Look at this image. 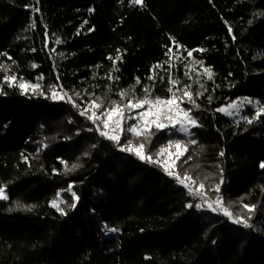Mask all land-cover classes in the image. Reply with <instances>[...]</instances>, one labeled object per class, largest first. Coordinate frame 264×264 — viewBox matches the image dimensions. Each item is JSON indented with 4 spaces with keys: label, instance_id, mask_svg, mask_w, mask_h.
<instances>
[{
    "label": "trees",
    "instance_id": "obj_1",
    "mask_svg": "<svg viewBox=\"0 0 264 264\" xmlns=\"http://www.w3.org/2000/svg\"><path fill=\"white\" fill-rule=\"evenodd\" d=\"M144 5L0 0V66L7 69H0L5 93L0 187L9 197L0 200V264H264V116L247 124L242 117L253 118L251 106L239 121L216 111L245 97L264 105V15H259L264 0H144ZM187 50L203 61L202 70L211 69V80L189 74L181 57ZM117 55L113 70L108 57ZM161 69L169 76L162 77ZM5 75H15L17 83L38 82L48 96L49 86L58 83L57 90L62 86L80 109L90 96L109 106L121 102L118 92L134 90L143 97L145 87L153 97L169 98V77L178 81L177 95L191 85L199 108L182 106L198 118L192 136L153 128L150 141L124 132L121 145L129 138L145 143L146 154L155 159L169 140H195L174 171L181 177L188 172L226 207L235 205L234 215L247 217L243 206H254L252 227L209 209L187 208L194 205L188 190L162 167L121 153L71 103L39 92L22 95L4 83ZM42 145L47 147L41 150ZM65 164L80 166L69 171ZM69 184L79 202L75 209L61 205L67 212L62 216L51 201L58 191L71 201L63 191Z\"/></svg>",
    "mask_w": 264,
    "mask_h": 264
},
{
    "label": "snow or ice",
    "instance_id": "obj_2",
    "mask_svg": "<svg viewBox=\"0 0 264 264\" xmlns=\"http://www.w3.org/2000/svg\"><path fill=\"white\" fill-rule=\"evenodd\" d=\"M36 3L39 4V0H36ZM131 3L134 6H145L144 0H131ZM26 7L31 6L29 5ZM32 11L38 12L39 8L32 7ZM259 15H264V13H259ZM84 23L86 24L87 21H85ZM249 23H251V21H249ZM30 26L35 27V21H33ZM92 30L94 29H89L88 31ZM228 31L231 34L232 29L229 28ZM77 34H79V30L77 31ZM232 39L235 40L236 37L232 36ZM55 43L59 44L60 41L56 40ZM172 43L174 45H177L176 41H173ZM32 51H35V49H32ZM51 51L55 52L56 50L51 49ZM117 51L119 52V50ZM193 51L194 50H187V56L192 57ZM195 51H207V49H197ZM168 52L171 53L172 48H169ZM8 59L11 60L12 58L8 57ZM108 59L113 61V70H118L115 69V64L121 59V57L119 55H117L115 58L109 56ZM193 63L199 64L201 67H203L202 60H194ZM32 67L35 68L37 67V65L32 64ZM155 67L159 68L162 66L156 65ZM169 67H171V65H169ZM0 69L7 71V69L3 66H0ZM203 71L207 74L208 79L211 80L213 75L211 69L204 67ZM185 75H188V73L186 72ZM148 78L154 79V76L150 75ZM189 78L191 79V77ZM38 79L43 80L44 77L40 76ZM108 79H113L111 73L108 74ZM115 79L118 80L119 77H115ZM3 80L8 87H18L22 95H27L29 91H31L33 94L39 92V94L45 96V98H51L53 101H64L67 103H71L73 107L80 109V105L74 102L72 97L69 96L67 92L63 91L62 86L60 87L59 91L57 90L58 83H53L49 86L50 96H48L45 94V92L40 91V84H31L28 82H24L22 78L21 82L17 83V77L15 75H5L3 77ZM58 80L59 77H57V81ZM135 83L137 85L140 84V79L138 77L136 78ZM169 83L171 85L168 89L169 93L171 94L169 98L153 97L149 88L147 87L143 89L145 93L143 97H137L134 94V90L133 94L131 95L126 91H120L117 94L120 97L121 102L117 103L116 101H112L109 106H105L101 101L100 97L97 96L95 98H92L90 96L89 99L84 102L85 106L79 110V115L86 117L93 125H95V130L98 132L99 136L118 146V150L121 153L127 152L128 154L134 155L137 159L142 162L159 164L161 167H163L167 175L173 177L178 184L182 185L188 190V195L198 197L199 199L207 203L209 210H219L220 213L227 217L233 224L242 225L244 228H251L252 224L249 223V221L252 219L251 213H253L255 210L254 206H243L249 213L247 217L234 215L233 212L230 211L229 207L224 206V203L219 196H217L214 201H209L207 199L206 193L201 191L205 187L203 183H200L199 187L194 190L192 185L196 184V179L190 176L188 172H185L183 174V177H181L178 172L172 170L174 169L177 162L180 161L183 155L188 151V144H195V140H189L187 142L179 139L169 140L165 147H160L159 150L156 152L155 159L152 155L146 154L145 143L135 145L133 144L132 139L129 138L126 140L125 144L121 145V138L124 132L129 133L131 137H143L145 140L150 141V138L155 135V133L152 131L153 128L159 131L170 127L172 129H176L182 135L190 137L193 135L191 132V128L200 126V124L198 123V118L192 115V110L186 109L182 106L185 102H187L195 108H199L196 99L193 98V94L189 90L191 88V85H186L182 91V95H177V91L180 90L177 89V91H173V88L176 86L178 81L173 80L171 79V77H169ZM201 87H203L202 84ZM3 94L5 93L2 89H0V95ZM76 95L79 96V93H76ZM200 95H203V93H197V96ZM126 97L127 100L125 102ZM209 100H211V97H209ZM254 103L258 106L256 107V111L253 114V118H249L248 116L242 117V119H244L247 124H252L254 122V119L258 120L262 116H264V105H260V102H253L247 97L243 98V100L239 102L229 104L227 106V110L226 108L221 107L217 108L216 111L225 113L229 116L233 114L239 115L241 109L245 104L252 105ZM101 108L103 109V111H99ZM139 109H143V111L137 112V110ZM89 112H91V114H89ZM134 112L136 113L135 115H133ZM127 121H135V123H130L125 128L124 124ZM89 130L91 131L92 129ZM45 147H47V145H45ZM173 149L175 150L174 152L172 151ZM166 153L170 156L175 157V159L171 161V164H168L167 162H161L160 160V157L165 155ZM220 155L222 156L224 155V153L221 152ZM190 159L191 156H189V160ZM184 162L187 163V161ZM61 163H64V161H61ZM79 166V164H72L71 167H69L67 164H65L66 170L69 171L74 170ZM260 167L264 168V162H261ZM220 183H223V181L221 180ZM63 191L70 194L72 198L71 201L61 198L62 192L60 191L56 193L55 198L51 201V207L55 208L57 212H59V214L62 216L67 215V212L64 210L63 207H61V205H66L68 208L75 209L77 203L79 202V196L76 194L75 191H73L72 184H69L68 188L64 189ZM214 191L219 193V184L216 185ZM8 198L9 197L6 194L5 188L0 187V200H7ZM194 206L197 209L201 208L200 203H197L195 205L189 203L186 205V207L189 209L193 208ZM105 228L108 232L118 231V229L115 227L105 226ZM213 243L215 244L216 241H213Z\"/></svg>",
    "mask_w": 264,
    "mask_h": 264
},
{
    "label": "rangeland",
    "instance_id": "obj_3",
    "mask_svg": "<svg viewBox=\"0 0 264 264\" xmlns=\"http://www.w3.org/2000/svg\"><path fill=\"white\" fill-rule=\"evenodd\" d=\"M181 57H182V59L185 61V65L188 67V72H189V74L190 75H192V77L194 78V79H196V81H198V80H200L203 76H206L207 74L201 69V67L199 66V64H194L193 63V61H194V59H193V57H188L187 56V53L185 54V55H181ZM159 73H161V76L162 77H166V76H169V74H166V71H164V70H160L159 71ZM24 82H28V83H31V84H38V82L36 83H32V82H29V81H24ZM29 93L30 94H33L31 91H29ZM37 93V92H36ZM35 93V94H36ZM128 93L130 94L131 92L130 91H128ZM125 100H127V97L125 98ZM241 100H243V99H241ZM241 100H237V101H234V102H239V101H241ZM234 102H232V103H234ZM229 104H231V103H228V104H226L225 106H224V108H226V110H227V106L229 105ZM246 106H251V108H252V110L255 112L256 111V107L258 106V105H256L255 103L254 104H252V105H249V104H245L244 106H243V108L241 109V111H240V114L239 115H235V114H233V115H231V116H229V115H226L225 113H222L224 116H226V117H229V118H231L232 120H234V121H239L240 120V116H241V113H242V111H244L245 109H246ZM138 111H143V109H139V110H137V112ZM91 114V113H90ZM136 113L134 112L133 113V115H135ZM129 121H127L126 123H128ZM91 123V122H90ZM131 123H135V121H131ZM92 124V123H91ZM93 125V124H92ZM94 126V129H95V125H93ZM167 129V128H166ZM169 129H171L172 131L174 130V131H176L177 133H179L176 129H172V128H170L169 127ZM97 132V131H96ZM98 133V132H97ZM181 134V133H180ZM99 135V134H98ZM46 147H45V145H42V148H41V150H44ZM173 152L175 151L174 149L172 150ZM173 159H175V157L174 156H170V155H168L167 153L165 154V155H163V156H161L160 157V160H161V162H167L168 164H171V161L173 160ZM156 165H159V164H156ZM160 166V165H159ZM161 167V166H160ZM163 168V167H162ZM172 170H174V169H172ZM171 178H173V177H171ZM174 179V178H173ZM175 180V179H174ZM192 187H193V189L195 190L196 188H198L199 187V185H196V184H194V185H192ZM201 191H203L204 193H206V195H207V199L209 200V201H214L216 198H217V196H211L205 189H202ZM191 199H193V201H194V205L195 204H197V203H200L201 204V208L200 209H208V206H207V203H205L203 200H201V199H199L198 197H193V196H191ZM225 206V205H224ZM228 206H229V209H231V208H233V207H236L235 205H233V204H228ZM226 207V206H225ZM231 211V210H230ZM216 213H218V214H220V215H222L227 221H229V222H231L227 217H225L223 214H221L220 213V211L219 210H217V211H215ZM234 214V213H233ZM239 225V224H238ZM242 226V225H241Z\"/></svg>",
    "mask_w": 264,
    "mask_h": 264
}]
</instances>
